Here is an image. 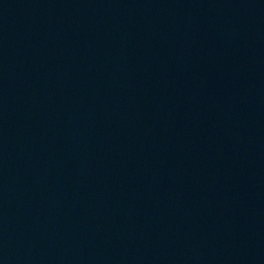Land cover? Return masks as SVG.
<instances>
[{
	"label": "water",
	"instance_id": "water-1",
	"mask_svg": "<svg viewBox=\"0 0 264 264\" xmlns=\"http://www.w3.org/2000/svg\"><path fill=\"white\" fill-rule=\"evenodd\" d=\"M0 264H264V0H0Z\"/></svg>",
	"mask_w": 264,
	"mask_h": 264
}]
</instances>
